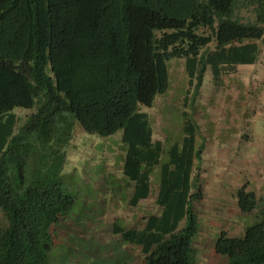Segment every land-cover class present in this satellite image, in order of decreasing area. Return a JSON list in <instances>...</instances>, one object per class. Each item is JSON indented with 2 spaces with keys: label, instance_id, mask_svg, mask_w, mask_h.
<instances>
[{
  "label": "trees",
  "instance_id": "obj_1",
  "mask_svg": "<svg viewBox=\"0 0 264 264\" xmlns=\"http://www.w3.org/2000/svg\"><path fill=\"white\" fill-rule=\"evenodd\" d=\"M248 1L255 20L244 23L241 0H0V264H56L53 229L75 216L86 224L93 190L81 195L64 171L79 127L103 138L123 131L131 206L158 185L144 226L118 221L113 234L140 249L142 264H198L193 172L204 146L188 118L181 140H154L141 108L169 90L173 59L185 61L194 97L207 71L218 84L258 62L264 0ZM16 108L35 110L19 128ZM237 200L255 221L243 238L222 232L215 253L227 264H264V198L244 187Z\"/></svg>",
  "mask_w": 264,
  "mask_h": 264
},
{
  "label": "rangeland",
  "instance_id": "obj_2",
  "mask_svg": "<svg viewBox=\"0 0 264 264\" xmlns=\"http://www.w3.org/2000/svg\"><path fill=\"white\" fill-rule=\"evenodd\" d=\"M236 14L244 23L255 20L248 0H241ZM259 47L258 62L223 73L218 84L207 71L196 97L185 61H169V90L152 107L141 108L152 121L154 140H181L188 118L196 127V146H204L193 172V178L199 174L200 192L193 202L200 222L195 242L198 264H227L225 257L215 253L217 238L222 232L229 238H243L254 223L253 216L240 211L237 191L246 187L258 200L264 198V41ZM34 111L16 108V128ZM124 146L123 131L106 138L81 127L76 131L68 148L66 179L77 184L72 188L82 190L81 195L90 189L93 194L88 192L83 200L86 224L75 216L53 229L58 260L68 253L67 264L143 263L140 249L122 244L121 236L113 234V225L121 221L128 229H141L144 218L156 212L158 185L152 184L148 199L131 206L133 190L121 187ZM58 260L55 258L56 264H61Z\"/></svg>",
  "mask_w": 264,
  "mask_h": 264
}]
</instances>
